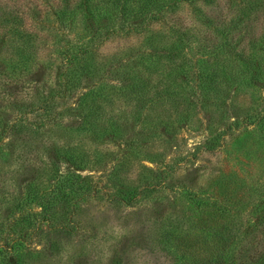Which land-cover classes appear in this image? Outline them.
Returning a JSON list of instances; mask_svg holds the SVG:
<instances>
[{
	"label": "trees",
	"instance_id": "obj_1",
	"mask_svg": "<svg viewBox=\"0 0 264 264\" xmlns=\"http://www.w3.org/2000/svg\"><path fill=\"white\" fill-rule=\"evenodd\" d=\"M180 1L195 0H16L10 5L0 4V141L5 145L0 148V159L9 163L15 148L13 138L24 140L21 136L24 129L30 126L36 133L47 123L44 116L55 113L56 118L63 113L62 110L70 111L77 118L72 121L77 130L85 128L95 133H104L105 130L108 137L123 134L124 117L105 109L104 103L115 110L121 103L113 100L114 95L127 99L144 94L149 101L165 99L175 103L177 77L192 75L191 70L198 64L208 66L207 70L199 66V75L193 74L205 96L216 89L220 63L224 75L237 87L261 85L264 25L260 34L250 36V33L243 45L245 36L233 33L242 22L240 14L225 25L222 24L224 21H217L223 13L214 18L202 11H199L200 18L214 29L215 35L199 37L195 34L188 39L180 36L177 40L178 26L174 46L153 49L146 57L137 52L145 72L159 75L157 82L138 70L133 74L127 69L116 71L122 79L109 81L105 72L112 71L114 66L109 65L104 71L97 66L98 46L111 36L141 34L150 30L152 22L163 20L169 9L176 8ZM245 4L241 14L249 10V0ZM50 37L52 48L48 56L55 55L59 61L55 64V72L43 73V76L53 78L51 85L38 75L39 69L47 67L39 61L37 41L38 38L47 40ZM194 51L200 53L196 59ZM50 61L47 64L54 65ZM29 81L34 84V97L20 101L17 95ZM152 85L156 88L149 95ZM27 113L37 118L29 120ZM237 122L233 119L224 131L206 138L199 147L210 151L218 149L226 143L224 136ZM167 133L171 140L173 134L169 130ZM52 146L49 159L42 161L43 165H49H44L46 174L48 172L44 180L46 185L40 181L43 179L39 165L31 163L28 167L26 162L19 160L21 176L16 195H10L1 175L0 264H25V256L37 250L32 247L36 238L44 240L43 248L37 252L55 250L58 236L77 232L78 226L71 216L86 197L100 196L107 202L133 205L135 200L166 187L161 171L156 176L162 179L146 180L137 187L123 185L112 171L103 184L93 175L80 172L87 153L74 146ZM219 182L218 187L194 192V202L199 207L194 226L199 231L180 232L174 237L177 262L264 264V214L252 242L247 240L231 251L232 239L230 241L227 237L232 234L247 206L264 201L262 193L252 188L247 196L232 194L221 188ZM254 193H258L255 199ZM34 206H38L40 211H35Z\"/></svg>",
	"mask_w": 264,
	"mask_h": 264
},
{
	"label": "rangeland",
	"instance_id": "obj_2",
	"mask_svg": "<svg viewBox=\"0 0 264 264\" xmlns=\"http://www.w3.org/2000/svg\"><path fill=\"white\" fill-rule=\"evenodd\" d=\"M245 1H180L176 8L169 9L163 20L152 22L150 30L111 36L100 44L96 49L97 66L103 71L109 65L114 66L112 71L105 72L112 82L117 81L116 78L122 79L116 73L118 69H127L133 74L138 70L157 82L159 75L145 72L137 52L146 57L153 49L174 46L178 26L177 40L180 36L188 39L195 34L199 37L215 35L214 29L202 21L199 11L214 18L223 13L217 21H224L222 24L225 25L240 14L242 22L233 33L245 36L242 42L245 45L250 33L252 36L262 31L264 0H249L248 12L241 14L246 7ZM15 2L0 0L1 5ZM251 3H254L253 7ZM240 4L241 8L237 9ZM51 40L52 37L37 40L39 61L47 67L39 69L38 75L49 85L53 78L43 76V73L55 72V64L59 63L55 55L48 56ZM199 54L194 51L193 57L196 59ZM49 60L54 65L47 64ZM199 66L203 70L208 68L198 64L191 70L192 75L177 77L175 103L165 99L149 101L147 94L127 99L114 95L113 100L121 103L115 110L104 103L105 109L124 117L123 134L108 137L105 130L104 133L85 128L77 130L72 126V121L77 118L70 111L62 110L56 118L55 113L44 116L47 123L38 132L33 133L29 126L21 133L24 140L13 138L15 148L11 156L15 160L11 158L9 163H4L0 159V180L6 181V189L12 196L17 194L21 176L18 160L26 162L28 167L31 163L39 165L43 179L40 181L46 185L44 180L48 172L46 174L45 168L49 165L44 163L45 167L42 161L49 159L52 145L74 146L87 153L80 172L93 175L103 184L112 171L123 185L130 187L159 179L156 174L161 171L166 184V187L135 200L133 205L107 202L100 196L86 197L71 216L78 226L77 232L58 236L52 251L37 252L43 248L44 240L42 237L41 240L34 239L32 247L37 250L25 256V264H180L173 247L174 237L180 232L199 231L194 226L199 209L194 202V192L218 187L220 180L221 188L229 193L247 196L252 188H256L264 197V71L261 85L237 87L224 75L220 63L216 89L205 96L195 77L199 75ZM32 85L29 81L17 99H32ZM155 88L151 86L149 95ZM25 115L29 120L37 118L32 113ZM22 118L25 120V116ZM233 119L238 122L224 136V145L213 151L199 147L206 138L224 131ZM165 126L173 134L171 140ZM3 147L5 145L0 141V148ZM257 194L254 193L253 199ZM34 210L40 211V208L34 206ZM263 214L264 201L247 206L232 229L233 235H227L230 241L232 239L231 251L247 240L252 242Z\"/></svg>",
	"mask_w": 264,
	"mask_h": 264
}]
</instances>
